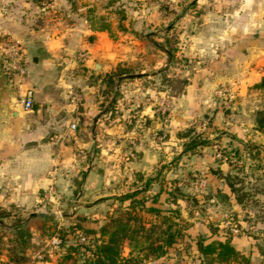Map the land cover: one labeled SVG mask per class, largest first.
I'll list each match as a JSON object with an SVG mask.
<instances>
[{
  "label": "rangeland",
  "instance_id": "1",
  "mask_svg": "<svg viewBox=\"0 0 264 264\" xmlns=\"http://www.w3.org/2000/svg\"><path fill=\"white\" fill-rule=\"evenodd\" d=\"M28 3L30 10L20 16L29 17L27 21L33 27L61 20L67 23L86 20L93 26H108L111 39L120 44L119 49L123 46L116 58L108 59L107 73L104 68L87 66L84 52L77 55L81 74L90 88V97L77 104L79 114L74 116L85 134L83 143L70 138L64 152V145L53 141L55 132L49 133L43 143L23 145L27 147L25 151L37 155L35 164L46 167L45 175H8L10 160L19 169L17 155L0 162V209L15 217L5 220L6 225L13 226L15 221H26L36 214L47 216L31 222L32 225L20 223L24 230L30 231L32 243L39 248L29 253L36 256L47 253L46 249L52 257L47 253L45 262L84 264L78 257L66 261L65 253L49 243L59 238L77 245L78 233L100 229L117 211L125 209L116 200L118 197L142 191L150 199L161 193L156 205L162 209L178 206L192 224L165 257L142 264H199L196 243L211 236L212 240L231 237L234 246L245 236V248L252 247L250 242L262 245L264 256V202L256 195V190L264 191V177L246 172V168L259 164L243 158L245 152L261 148L257 142L248 140L258 135L255 131L263 133L259 127L261 111L256 98L259 95L253 92L251 97L257 104L242 119L243 113L239 111L242 103L231 86L217 87L212 96L202 89L207 64L201 51L192 47L195 31L190 21L192 15L200 17V1L28 0ZM90 4L91 9L79 11ZM120 53L124 56L122 62L117 60L121 59ZM119 69L126 75L117 76ZM209 98L211 109L206 108ZM91 106L94 111L89 109ZM69 119L68 116L66 120ZM73 131L77 135L80 128ZM10 147L4 146L7 152ZM23 148L18 145L17 153ZM65 154L75 166L70 170L63 160ZM260 167L263 169L264 165ZM11 181L19 184L12 188ZM170 193L176 199L168 203ZM147 205L154 204L150 200ZM141 214L149 222V229L161 221L147 211ZM39 226L44 232L37 229ZM253 226L260 227L259 232H254L259 233L256 237L250 235ZM250 236L253 240L246 239ZM235 248L242 252L239 245ZM242 253L251 258L249 252Z\"/></svg>",
  "mask_w": 264,
  "mask_h": 264
},
{
  "label": "crops",
  "instance_id": "2",
  "mask_svg": "<svg viewBox=\"0 0 264 264\" xmlns=\"http://www.w3.org/2000/svg\"><path fill=\"white\" fill-rule=\"evenodd\" d=\"M198 1L201 3L198 6L201 9L200 17L192 15L189 20L195 31L193 41L199 43L195 45L194 42L192 47L201 51L207 64L202 76V89L206 91V95L212 96L217 87L231 86L234 96L242 103L239 108L243 113L240 116L242 119H246L248 111L252 112L255 108L257 103L251 96L256 92L259 95L256 97L259 101L257 106L264 112V91L255 88L264 78V0ZM29 4L28 0H0V33L9 34L22 42L29 67L25 85L35 91V108L27 112L19 104L15 90L2 71L0 59V162L10 160L15 155L20 160L18 170L16 163L9 161L6 171L10 176L19 174L32 177L46 174L43 171L46 167L34 162V159H38L37 155L35 158L33 152L25 151L27 147L23 148V145L43 143L49 133L55 132L57 135L53 141H60L64 145V152L70 138L78 144L85 141L82 127L78 125L79 119L74 116L79 114L76 111L77 104L83 98L90 97V88L85 81L87 78L81 74L77 55L84 52L88 57L87 66L104 68L107 73L108 59L116 58L115 54L123 51V46L119 49L120 44H115L111 39L108 26H93L86 20H77L75 23L61 20L55 24L33 27L27 21L29 17L23 19L20 16V13L26 14L30 10ZM92 7L90 4L81 7L79 11ZM120 55L118 62H122L124 58L122 53ZM208 104L206 108L211 109L213 105L210 98ZM89 109L94 111L95 107L91 106ZM68 116L70 119L66 120ZM72 125L80 128L77 135L72 134ZM255 132L258 135L250 136L248 140L251 143L257 142L261 147L260 151L249 150L244 153L243 158L259 164L246 168V172H255L257 177H264V168L260 167L264 165V134ZM6 145H11L9 152L4 148ZM18 145L23 149L17 153ZM4 151L6 152L3 153ZM63 157L66 168L70 170L75 167L70 163L72 159L69 156L65 154ZM90 174L93 175L94 172L91 171ZM17 184L11 181L10 186L15 188ZM256 192L264 202V191ZM252 228L250 235L256 237L259 233L254 232H259L260 227ZM253 237L246 239L253 240ZM244 239L245 236L239 238L235 246L239 245L242 252L250 253L252 264H264L260 248L262 245L250 242L252 247L247 250ZM34 256H31V260ZM0 259H6V253L0 255ZM44 264L56 263L47 261Z\"/></svg>",
  "mask_w": 264,
  "mask_h": 264
},
{
  "label": "trees",
  "instance_id": "3",
  "mask_svg": "<svg viewBox=\"0 0 264 264\" xmlns=\"http://www.w3.org/2000/svg\"><path fill=\"white\" fill-rule=\"evenodd\" d=\"M116 75L123 77L126 73L123 69H119ZM255 88L264 91V78ZM259 116L261 118L259 127L264 134V112H260ZM144 193L136 191L118 197L116 200L125 207L124 210L117 211V215L106 221L100 229L82 232L91 243L90 256L82 251L83 246L69 244L62 240L65 260L72 261L78 257L84 264H142L165 257L169 250L186 236L192 224L183 217L178 206L170 209L157 206L156 204L160 203L161 193L154 195L151 199L144 196ZM172 198L176 199L173 193H170V199L167 202L171 203ZM150 200L154 205H147ZM138 205H141V208ZM143 211L155 215L161 221L152 224L149 229L147 227L149 222L141 214ZM45 218L47 216L36 214L31 219L15 221V225L8 226L5 220H13L15 217L11 213H6L4 209H0V255L6 253V260L11 264L30 263L31 256L39 248L32 243V237L28 233L30 231L24 230L20 223L23 226L32 225L31 222ZM37 229L44 232L42 226ZM7 230L10 233L7 234ZM92 239L94 242L91 241ZM196 244L199 264H252L250 257L235 248L231 237L216 240H212V236L202 237ZM32 249L35 251L30 254ZM126 251H128L127 255ZM82 256L83 259H81Z\"/></svg>",
  "mask_w": 264,
  "mask_h": 264
},
{
  "label": "built area",
  "instance_id": "4",
  "mask_svg": "<svg viewBox=\"0 0 264 264\" xmlns=\"http://www.w3.org/2000/svg\"><path fill=\"white\" fill-rule=\"evenodd\" d=\"M81 58L86 61V56L84 54L81 55ZM0 59L1 69L15 90L19 104H21L27 112L34 110L35 91L32 88H27L25 85V82L29 77V67L24 56L22 42L7 34L0 33ZM76 128V125H72V129L75 130ZM77 237L78 245L83 246L85 253L90 256L91 243L89 238L83 233H78ZM49 246L59 252H63L62 240L59 238L52 239ZM45 251L50 254V257H52L50 251ZM47 253H39L28 264H44ZM0 264L11 263H9L6 259H0Z\"/></svg>",
  "mask_w": 264,
  "mask_h": 264
}]
</instances>
